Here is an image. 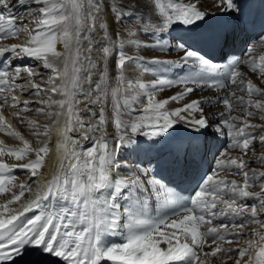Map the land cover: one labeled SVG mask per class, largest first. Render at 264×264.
Wrapping results in <instances>:
<instances>
[{"label": "snow or ice", "instance_id": "6c2138e0", "mask_svg": "<svg viewBox=\"0 0 264 264\" xmlns=\"http://www.w3.org/2000/svg\"><path fill=\"white\" fill-rule=\"evenodd\" d=\"M0 134V264H264V0H0Z\"/></svg>", "mask_w": 264, "mask_h": 264}, {"label": "bare ground", "instance_id": "6f19581e", "mask_svg": "<svg viewBox=\"0 0 264 264\" xmlns=\"http://www.w3.org/2000/svg\"><path fill=\"white\" fill-rule=\"evenodd\" d=\"M245 36V35H244ZM242 38V37H241ZM236 45H239V41L236 43ZM219 51L218 50H216V51H214L212 54H211V57H215V55L218 53ZM222 54V53H221ZM96 55H98V54H96ZM156 55H161L160 53H156ZM175 56H176V53H174V52H172V53H169V54H167V58H175ZM168 93H162L161 94V96L163 97V96H166ZM208 93L206 92L205 93V95H207ZM41 122H43V120L41 119ZM15 124H16V122H14ZM13 123V124H14ZM22 131H23V129H21ZM26 135V138H28V139H31V140H33V146L35 147L36 146V143H35V140L31 137V136H28L27 135V133L25 134ZM4 138V136H3V134H0V139H3ZM55 139V136H53V140ZM5 142L7 143V144H9L10 146H19V144H18V142H16V141H14V140H12V139H10V138H8V139H6L5 140ZM209 161L211 160V157L209 156ZM10 163L12 162V161H9ZM53 162H54V154H52V155H50L48 158H47V163H46V165H45V169H44V175H42L41 177H40V179L41 180H43L44 179V177L45 176H47V175H49V173L51 172V170H52V166H53ZM207 166V165H206ZM21 173V170H19V169H17L16 170V174L17 173ZM18 176V175H17ZM20 177V176H19ZM26 179V176L25 175H23V177H21L20 179H19V181H23V180H25ZM30 215V214H29Z\"/></svg>", "mask_w": 264, "mask_h": 264}, {"label": "rangeland", "instance_id": "374dc122", "mask_svg": "<svg viewBox=\"0 0 264 264\" xmlns=\"http://www.w3.org/2000/svg\"><path fill=\"white\" fill-rule=\"evenodd\" d=\"M95 55H96V54H94V58H95ZM27 62H29V61H25V63H27ZM6 114H7V113H6ZM14 122H15V121H12V123H14ZM14 125H15V123H14ZM26 133H27V132H25V134H26ZM27 135H28V134H27ZM53 154H54V153H53ZM17 175H18V180H19L21 177H23L24 174H22V173L19 172V173H17ZM19 176H20V177H19Z\"/></svg>", "mask_w": 264, "mask_h": 264}]
</instances>
